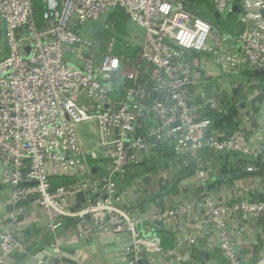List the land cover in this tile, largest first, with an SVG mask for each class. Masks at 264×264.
I'll return each mask as SVG.
<instances>
[{"label": "built area", "instance_id": "2783aa9c", "mask_svg": "<svg viewBox=\"0 0 264 264\" xmlns=\"http://www.w3.org/2000/svg\"><path fill=\"white\" fill-rule=\"evenodd\" d=\"M213 3L223 15L240 9L239 31L202 16L195 0H0L8 50L0 60V165L12 187V209L0 228V264L13 251H27L19 232L33 200L53 231L76 218L83 239L125 235L126 264H180L184 256L175 250L202 240L216 245L227 264H243L241 227L264 219L263 186L251 182L235 200L216 197L204 188L209 172L201 152L264 155V134L260 146L249 144L264 127V107L258 115L249 107L241 130L219 131L204 108L223 113L225 102L207 90V74L193 55L206 53L223 76L264 71V0ZM119 9L144 30L136 52L118 48L111 14ZM97 24L110 32L105 44L86 33ZM163 145L189 154L193 183L201 189L148 216L131 201L142 181H128ZM98 158L104 160L100 173L92 164ZM186 219L191 228L184 231ZM148 225L175 229L174 249L145 231Z\"/></svg>", "mask_w": 264, "mask_h": 264}, {"label": "crops", "instance_id": "0c3cea01", "mask_svg": "<svg viewBox=\"0 0 264 264\" xmlns=\"http://www.w3.org/2000/svg\"><path fill=\"white\" fill-rule=\"evenodd\" d=\"M211 6L195 0L196 10L204 17L217 23L223 30L236 33L240 30V9L223 15L215 7L213 0H208ZM124 18V19H122ZM119 21V20H118ZM128 23L132 29H129ZM96 30H89L88 36L93 40L105 44L110 36L102 28L101 24L91 25ZM125 35V47L118 43L120 51L133 53L140 49L144 30L136 25L129 16L122 11L120 23L117 24ZM193 61L207 74V90L220 96L225 102V112L213 113L204 108V113L213 118L215 128L224 134L237 132L246 125L245 113L249 107L260 113L264 107V81L260 76L250 75L251 70L244 69L237 74L223 76L218 68L213 67L206 53H195ZM245 124V125H244ZM248 125V124H247ZM252 132V130H249ZM253 133V132H252ZM264 134L255 131L249 139L251 147L261 145L258 135ZM89 134L85 137L87 140ZM166 151L177 154L170 145L155 148L141 165L131 170L130 180L142 181V187L135 188V194L131 197L132 203L150 216L155 207L174 206L185 202L199 191L201 186L193 183L194 161L188 155V159L166 163L163 155ZM203 152V151H202ZM201 152V153H202ZM208 166L209 177L204 188L216 197L223 200H235L237 192L249 183H260L264 196V155L245 156L236 152H218L208 150L202 153ZM98 173L104 168V160L101 158L92 161ZM190 170V171H189ZM3 167L0 165V228L3 226L8 212L12 209V187L2 180ZM67 182V179H60ZM203 189V187H202ZM80 206V205H79ZM199 210L196 215H201ZM78 219L71 218L63 222L56 230L49 228V217L40 205L35 201H28L27 208L21 215L22 227L19 232L20 239L26 244L27 251L19 250L10 253L6 264H54L61 258L65 264H126L125 249L129 241L125 235H106L93 240L79 237ZM184 231L191 228L189 220H183ZM242 229V230H241ZM242 237L237 244L243 264H264V219L257 223L247 222L241 227ZM153 231L161 237L162 245L166 249H174L177 233L175 229H154L149 225L145 231ZM58 248H56V246ZM182 254L184 260L180 264H227L216 245L202 240L198 245L189 250L175 253Z\"/></svg>", "mask_w": 264, "mask_h": 264}, {"label": "trees", "instance_id": "16d2710c", "mask_svg": "<svg viewBox=\"0 0 264 264\" xmlns=\"http://www.w3.org/2000/svg\"><path fill=\"white\" fill-rule=\"evenodd\" d=\"M200 3L203 2L209 6H211V3L208 1V0H199ZM121 13H122V10H117L115 11L113 14H112V18L116 21V23H120V18H121ZM119 20V21H118ZM4 34V26H3V23L2 21H0V39L1 37L3 36ZM123 51V50H122ZM250 75H253V74H250ZM255 76V75H254ZM260 78L264 81V76H260ZM206 115V114H205ZM208 150H204L202 153H206ZM188 155L186 154H174V153H171L169 151H166V154L163 155V159L166 161V163H170V162H174V161H178V160H184V159H188ZM190 171V170H189ZM53 182L55 183H59L60 182V179L58 178H54L53 179Z\"/></svg>", "mask_w": 264, "mask_h": 264}, {"label": "rangeland", "instance_id": "374dc122", "mask_svg": "<svg viewBox=\"0 0 264 264\" xmlns=\"http://www.w3.org/2000/svg\"><path fill=\"white\" fill-rule=\"evenodd\" d=\"M113 14V13H112ZM111 14V16H112ZM227 15V14H226ZM124 19V18H122ZM118 24V23H117ZM128 26H129V29H132V26L130 23H128ZM87 29V28H86ZM88 29L89 30H93L95 31L96 30V27L94 26H91V25H88ZM86 33H88V31H86ZM109 33V32H108ZM126 33H124L120 28H118L117 26V29H116V36H117V40H118V43L119 45L121 44L122 47L124 48L125 47V35ZM8 54V50H7V47H6V43H5V31H4V34L3 36L1 37L0 39V60L2 58H4L5 56H7Z\"/></svg>", "mask_w": 264, "mask_h": 264}, {"label": "water", "instance_id": "95a60500", "mask_svg": "<svg viewBox=\"0 0 264 264\" xmlns=\"http://www.w3.org/2000/svg\"><path fill=\"white\" fill-rule=\"evenodd\" d=\"M238 8V7H237ZM237 8L235 10H237ZM251 74L255 75V76H264V71H260V70H253L251 71Z\"/></svg>", "mask_w": 264, "mask_h": 264}]
</instances>
